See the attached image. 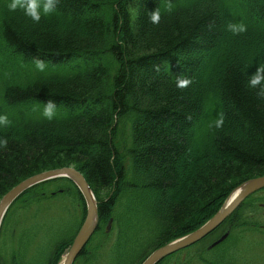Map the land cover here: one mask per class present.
<instances>
[{
  "label": "trees",
  "instance_id": "trees-1",
  "mask_svg": "<svg viewBox=\"0 0 264 264\" xmlns=\"http://www.w3.org/2000/svg\"><path fill=\"white\" fill-rule=\"evenodd\" d=\"M168 3L59 0L56 12L35 23L0 0V113L11 121L0 129L9 138L0 151V201L34 175L81 172L99 222L74 264H142L203 226L238 186L264 176V98L247 86L264 63V0H171V11ZM157 7L161 21L153 25L148 14ZM233 20L247 31H227ZM35 58L48 64L45 72ZM178 77L191 83L178 88ZM49 99L58 105L52 121L41 115ZM54 199H73L85 217L77 186L49 181L10 207L0 239H11L22 213ZM21 229L11 264L29 261L34 237ZM75 235L50 238L44 260L37 251L28 264H57ZM255 235H264V189L160 264H242ZM2 255L0 248V264H10Z\"/></svg>",
  "mask_w": 264,
  "mask_h": 264
},
{
  "label": "water",
  "instance_id": "water-1",
  "mask_svg": "<svg viewBox=\"0 0 264 264\" xmlns=\"http://www.w3.org/2000/svg\"><path fill=\"white\" fill-rule=\"evenodd\" d=\"M61 178L72 180L86 201L85 221L64 259V264H74L75 260L85 249L98 226V203L95 195L83 174L74 168L51 170L34 175L9 191L0 202V230L9 208L18 198L37 185ZM263 189L264 176L248 180L241 184L233 191L236 192V196L232 201L229 203L230 195L218 213H216V215L207 223L196 231L160 247L142 264H159L167 257L198 244L217 230L243 204L244 201ZM225 239H227V235L216 242L213 247L219 245Z\"/></svg>",
  "mask_w": 264,
  "mask_h": 264
},
{
  "label": "rangeland",
  "instance_id": "rangeland-1",
  "mask_svg": "<svg viewBox=\"0 0 264 264\" xmlns=\"http://www.w3.org/2000/svg\"><path fill=\"white\" fill-rule=\"evenodd\" d=\"M72 200H70L71 203H66L62 200L54 199L48 206H42L39 211L34 209L22 213V215L17 218V224L14 225V234L11 239L7 241H3V238L0 239V243L3 242V245L0 246L3 253V262L6 261L10 263L11 259H16L15 245L20 243L22 232L25 231L21 228L26 226L34 237V241L32 245H30V250L27 253L29 260L27 264L37 261L34 257L37 251L42 255L39 262L44 260V256L50 245V238H52L51 242H54L58 239L62 240L64 238H69L74 235V233H77L79 227L83 223L84 211L81 204H74ZM253 239L257 244L243 248L244 254L242 256V264H264V235H255ZM67 250L68 248L62 253L57 264L64 259ZM15 263L17 262L15 261ZM99 264H108V262L105 258H101Z\"/></svg>",
  "mask_w": 264,
  "mask_h": 264
},
{
  "label": "clouds",
  "instance_id": "clouds-1",
  "mask_svg": "<svg viewBox=\"0 0 264 264\" xmlns=\"http://www.w3.org/2000/svg\"><path fill=\"white\" fill-rule=\"evenodd\" d=\"M59 0H7V8L9 11L15 12L21 10L26 17H29L33 22L39 23L44 16L51 15L57 11V5ZM172 3L169 0L167 8L172 10ZM148 18L151 24L158 25L161 21V11L159 7L155 10L149 11ZM226 30L233 35H239L247 31V25L242 21H230L226 24ZM35 69L40 72H45L48 68V64L40 58L33 60ZM191 81L187 78L178 77L176 80V86L178 88L187 87ZM247 86L256 90V95L260 98H264V63H259L256 71L251 75L248 74ZM58 105L55 100L49 99L43 102L41 115L44 119L52 121L57 117ZM11 124V121L6 113H0V129L7 128ZM224 124V118L221 115L214 121L216 128H221ZM9 144V138L6 136H0V151L6 150ZM63 264V260H61Z\"/></svg>",
  "mask_w": 264,
  "mask_h": 264
},
{
  "label": "bare ground",
  "instance_id": "bare-ground-1",
  "mask_svg": "<svg viewBox=\"0 0 264 264\" xmlns=\"http://www.w3.org/2000/svg\"><path fill=\"white\" fill-rule=\"evenodd\" d=\"M236 196V192H233L232 194H231V196L229 197V203H230V201H232V199L234 198ZM61 264V263H60ZM63 264H64V260H63Z\"/></svg>",
  "mask_w": 264,
  "mask_h": 264
}]
</instances>
